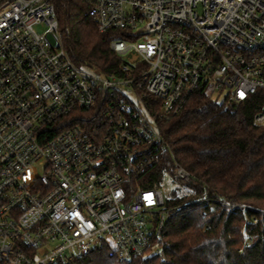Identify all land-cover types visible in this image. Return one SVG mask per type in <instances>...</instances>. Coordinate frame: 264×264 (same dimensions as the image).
<instances>
[{
  "label": "built area",
  "instance_id": "obj_1",
  "mask_svg": "<svg viewBox=\"0 0 264 264\" xmlns=\"http://www.w3.org/2000/svg\"><path fill=\"white\" fill-rule=\"evenodd\" d=\"M81 1L99 33L122 34L110 44L120 75L73 64L56 0H0V264H70L102 248L165 260L172 209L142 187L167 149L160 124L200 89L228 103L264 95V0ZM174 176L191 179L178 164ZM200 204L242 216L246 244L264 218Z\"/></svg>",
  "mask_w": 264,
  "mask_h": 264
},
{
  "label": "trees",
  "instance_id": "obj_2",
  "mask_svg": "<svg viewBox=\"0 0 264 264\" xmlns=\"http://www.w3.org/2000/svg\"><path fill=\"white\" fill-rule=\"evenodd\" d=\"M55 3L64 49L73 64L105 75H120L125 61L110 44L122 34L99 33L85 17L81 0ZM263 105V94L245 103H228L218 102L200 89L182 114L160 124L167 149L143 179L142 187L162 190L169 176L186 189L184 195L175 189L166 199L172 212L160 240L165 260L151 257L120 262L102 248L70 264H264V218L259 226L246 229L251 240L246 244L242 216L200 204L205 199L223 198L264 212V125L255 123ZM175 164L191 179H176ZM206 226L212 229L204 232Z\"/></svg>",
  "mask_w": 264,
  "mask_h": 264
},
{
  "label": "rangeland",
  "instance_id": "obj_3",
  "mask_svg": "<svg viewBox=\"0 0 264 264\" xmlns=\"http://www.w3.org/2000/svg\"><path fill=\"white\" fill-rule=\"evenodd\" d=\"M41 29L42 28L39 27L37 30L40 31ZM223 100H224V95L220 94L219 98H218V102H223ZM175 189L179 190L178 191L179 195H184L186 193V189L180 187L178 183L174 182L171 179V177L167 176L165 178V182H164L163 188H162V191H163V194H164L165 198L168 199V197L170 195V192L175 190ZM151 264H153V263H151Z\"/></svg>",
  "mask_w": 264,
  "mask_h": 264
}]
</instances>
